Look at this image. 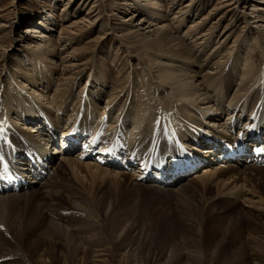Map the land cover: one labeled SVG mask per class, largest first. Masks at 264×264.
<instances>
[{"label":"bare ground","instance_id":"1","mask_svg":"<svg viewBox=\"0 0 264 264\" xmlns=\"http://www.w3.org/2000/svg\"><path fill=\"white\" fill-rule=\"evenodd\" d=\"M153 1L157 5L160 0ZM193 3L194 0L189 1L186 6H193ZM126 4L131 6L130 3ZM252 5H257L253 11L256 14L251 17L255 19L253 22L258 28H249L244 40L239 42L237 51L227 56L222 63L213 61L218 55L225 57V52L222 54V51L226 46L215 43L225 31L219 32L221 24L218 23L224 18L207 27L211 13L203 17L201 15L189 27L195 29H187L185 32L189 36L199 33L188 42L180 34H175L180 26L170 24L181 20L184 15H179L181 8L169 19L165 12L145 10L139 6L130 7L131 15L119 25H112L110 31H119L117 38L129 51V55H135L141 60L145 77L142 82L146 81L147 88L143 92L136 89L133 76L135 72L132 71L130 83L125 87H116L122 92V100L117 94L109 95L108 88L103 87V84L111 82V73L105 65L102 69L107 74H103L102 80L95 78L94 71L91 72L92 78L87 80L78 94L77 87L80 86L85 71L79 73L80 77L70 73L69 82H65L68 77L62 81L65 75H61L60 70L52 63V58L62 55V50L70 49V45H63L59 49L58 40H52L49 32L42 31L37 26L27 28L25 32L37 33V41L24 46L30 51L29 65L25 63V57L17 56V59H13L7 52L2 58L3 68L0 70L6 71L7 81L11 85L8 87L0 78V158L7 160L10 157L15 162L26 164L18 155L23 154L30 144H42L43 140L50 139L49 129H45L39 118L57 127L59 131L71 132L78 124L77 133H89L86 138L92 147H88L86 152L92 155L81 156L80 152L73 155L62 148L59 160L54 158L52 162L54 172L47 179L27 191L0 195V264H120V260L116 259L118 256L121 258L120 255L135 253L138 245L133 231L136 232L137 227H125L126 223L136 218L135 207L130 202L136 200L138 192L144 190V187L157 189V185H144L139 181L142 177L140 167L134 166L131 173L123 169L117 170L110 164L112 157L108 154L125 149L130 151L128 155L134 154L135 160L146 159L148 155L158 156L163 150L173 155L177 152L170 136L175 133H179L187 142L211 133L228 135L230 126L246 134L249 123L259 119L256 113L261 111V116L264 117V61L261 60L257 65L256 60H253L257 57L255 48L251 44L250 49H247V42L252 37L253 42L264 50V25L260 28L261 23L264 24V13L260 14L264 10V4ZM94 7L89 8V15L95 12ZM218 9L222 8H216ZM95 15L96 13L92 15L93 19L82 16L73 20L60 32H69L70 36L80 35V38L87 37L95 27L105 26L104 23H99V16L94 18ZM139 15V21L148 23L146 28H139V23L133 25L131 22ZM194 16L192 15L193 18ZM84 20L88 23L81 24ZM126 21L129 23H125ZM147 28L149 30L142 32ZM232 36L233 30L225 31L222 36L224 43ZM203 45L204 50L207 47H212L211 51L215 50L207 65L200 59L204 51L200 48ZM85 47L86 45L76 47L72 52H79ZM244 56L247 59L244 60ZM66 59L67 57L65 61ZM72 62L71 68L77 64V58ZM64 66L69 68L68 65ZM18 79L26 82L21 83ZM26 83L31 84L32 92L25 88L28 86ZM101 83L102 87L99 85ZM106 94L107 98L112 99L102 106V97ZM157 96L159 104L154 103ZM252 116L254 118L249 120ZM8 138L11 140L9 144ZM48 144L51 145L50 142ZM66 144L68 146L71 143ZM55 147L56 143L53 153L58 150ZM90 148L92 151L89 153ZM210 151L209 146L204 150L206 154ZM207 156L212 163L195 173V177L191 179L193 182L164 189L179 190L182 194L191 196L195 194L197 182L203 187L213 183L217 195L222 194L236 199V202L239 200L246 203L258 215L264 212V166L237 163L219 168L213 156ZM129 182L131 183L128 184ZM159 188L158 186V190ZM191 210L186 211L195 215V210ZM184 219L188 223L195 222L188 216ZM173 237L172 231L168 232V241L173 240ZM245 239L236 253L238 264H264V252L254 248L249 237ZM165 256L162 251H153L150 260L160 263ZM194 257L193 253L182 255V259L187 260L186 263L184 260L182 262L197 264Z\"/></svg>","mask_w":264,"mask_h":264},{"label":"rangeland","instance_id":"2","mask_svg":"<svg viewBox=\"0 0 264 264\" xmlns=\"http://www.w3.org/2000/svg\"><path fill=\"white\" fill-rule=\"evenodd\" d=\"M189 1L192 0H166V3L160 0L159 4L156 5L153 4V0H0V69L3 68L2 58L6 52V54L13 59H17L19 56L21 58L25 57V63L29 65V59L31 58L29 57L30 51L28 52L24 46L35 43V40L37 41V33H27L25 31L27 28L31 29L37 26L40 30L49 32V34L52 35V40H58L57 44L59 49L70 45V49L62 50L64 51L62 55L59 54L60 56L52 58V60H54L52 63L56 69L60 70L61 75H65L62 81H65L72 72L74 76H78L81 71H85L83 78L80 80V86L77 87V93L79 94L87 80L92 78L90 76L91 72L94 71L96 75L95 78L102 80L103 74H107L103 72L102 69L105 65L108 68V72L110 71L111 73V82L108 81L106 85L103 83L99 85H101L100 87L103 85V87H107L109 95L112 93L117 94L119 99L122 100V92H119L116 87L119 85L123 87L127 86L132 79V75H130L132 71L135 72L133 76L136 89L139 90V92H143L142 90L147 88L146 81L142 82L145 77L140 63L141 60L135 55H129V51L121 44L119 41L120 39L117 38L119 31H114V34L110 31L112 25H119V23L127 19L126 17L131 15L132 6H139L145 10L165 12L168 14L167 17L169 19L177 14L178 8H181L179 15L184 14L180 18L182 22L179 20L177 22H170V24L174 27L180 26V30L178 29V32L176 31L175 34H180V36L186 38L188 42L192 41L193 37L197 36L199 33L196 32L195 34L194 32L195 35L189 36L185 32L189 29L190 25L195 24L196 20L201 17V15L203 17L211 13L209 14L211 20L210 23H207V25L209 24L208 26L206 25L207 27L214 25V22L224 18L218 22L221 24L219 32H221V30H233V36L224 43L222 37L223 33H225L224 31L215 41L218 46H226V48H224L225 50L222 51V54L225 52L223 54L225 57L218 55L213 61L222 63L226 61L227 56L237 51L239 42L244 40L245 33L249 28L255 26L258 28L257 24L253 22L255 19L251 17L256 14L253 13V11H255L257 5L253 6L252 4H264V0H194L193 6H186ZM126 3H130L131 6ZM93 6H95L93 9L95 12H93L92 15L96 13L94 18L99 16V23H104L105 25L103 28L99 26L95 27L87 37H83V34V38H80V35L77 36L76 34L70 36L69 32H60L65 27L69 26L73 20H78L82 18V16L93 19V16L87 13L89 8ZM220 7L222 9L216 10V8ZM262 13H264V10H261L260 14ZM191 14L196 16L193 18ZM189 15L191 16L189 17ZM139 18L140 15L136 16L131 22L133 25L139 23L137 24L139 28L142 26L146 28L148 23L139 21ZM145 18V20L148 21L147 17ZM87 23L88 22L84 20L81 24ZM125 23H129V21ZM141 23H143V25H141ZM2 24L5 26H1ZM261 24L260 28H263L264 24ZM197 25L200 24L198 23ZM70 29V31H73V28ZM193 29H195V27L189 30L191 31ZM202 29H205V27H202ZM208 29L209 28H207V31ZM147 30L149 29H143L142 32ZM60 34L61 36H59ZM211 44L213 46L214 42ZM83 45H86L84 49L76 53L72 52L74 48L82 47ZM250 45L256 50L257 57L253 60H256V64L259 65L261 60L264 61V50H262L256 42H253L252 37L247 42L248 50L251 47ZM211 49L213 48L207 47V49L204 50V45L200 48V50H204L200 59H203L201 62L205 63V65L209 62L208 59L214 56L212 52L215 50L211 51ZM66 57L67 59L65 61ZM74 58H77L78 62L71 68L70 64L73 63L72 61ZM243 59L245 60L247 57L244 56ZM59 62H63L61 66H58ZM11 65L14 64L11 63ZM64 65H68L67 67L69 68L66 69ZM127 75L130 76L128 77ZM78 77H80V75ZM0 78L4 84L7 83L6 85L10 87L11 84L7 81L6 71L0 70ZM68 79L70 78L68 77L65 82H69ZM18 81L23 83L25 80L18 79ZM26 85L28 86L25 88L32 92L31 84L26 83ZM153 93L156 95L155 92ZM110 99L112 98H107V94L104 95L102 97V101L104 100L102 106L105 102H109ZM154 101L156 104L160 103L158 96L155 97ZM57 160H59V158ZM260 173L263 174V172ZM193 177L186 179L182 183L184 184L186 182L185 184L189 185L190 182H193L191 181ZM130 183L131 182L128 184ZM195 185L197 189H193L195 194L191 196L185 193L182 194L179 190L170 191L164 188H159L158 190V187L157 189L155 187H144V190L138 192L136 200L130 202V204L132 203L131 206L133 205L135 207V217L137 218L138 216V218H133L128 222L129 224L126 223L125 225L126 229H128L129 225L137 227L136 232L133 231V234L138 246L133 255L124 251L126 253H124L125 255H120L121 258L118 256L116 259L117 261L120 260V264H173V262L179 261L181 264H184L187 260L185 258L182 259V255H186L187 253H193L195 255L193 259L197 261V264H238L236 253L239 248H241L240 245L245 243L246 237H249L250 244L254 248H258L260 252H264L262 251L264 250V212L258 215V212L248 207L246 203L243 204L239 200L236 202L234 201L236 199L229 198L222 194V196L220 194L217 195L218 192L214 188L213 183H211V186L208 185L207 187H203L199 182ZM186 201H188L187 204H184ZM185 205L187 206L184 207ZM187 207L190 210L192 209L191 211L195 210V215L193 213H187ZM236 211H238L239 214ZM185 216L195 220V222L188 223L184 221ZM148 228L153 229L149 230ZM171 231L174 237L173 240L168 241V232ZM147 246H149V248ZM153 251H162L164 256L166 255L165 259L163 258L160 263L151 261L150 258ZM141 253L142 255H140ZM175 258L177 259L174 260ZM182 260H184V263ZM146 261H148V263ZM217 261L219 262L216 263Z\"/></svg>","mask_w":264,"mask_h":264}]
</instances>
